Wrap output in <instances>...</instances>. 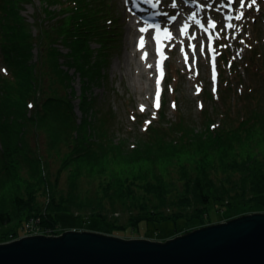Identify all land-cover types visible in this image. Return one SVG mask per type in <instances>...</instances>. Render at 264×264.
<instances>
[{
    "label": "rangeland",
    "instance_id": "obj_1",
    "mask_svg": "<svg viewBox=\"0 0 264 264\" xmlns=\"http://www.w3.org/2000/svg\"><path fill=\"white\" fill-rule=\"evenodd\" d=\"M31 1L2 0L5 6L0 10V38L1 28L5 27L8 33L3 36L8 40L28 33L42 38L39 45L30 46L29 55H20L13 63L21 66L30 64L29 70L33 71L34 66H39L38 57L43 59L39 66L40 74H36L41 90L35 94L39 100L38 108L31 111L34 117L21 118L24 109L20 101L29 74L19 71L15 77L20 82L19 86L10 85L15 78H12L11 67L3 59L0 45V74L9 77L5 84L8 94H0V208L9 207L15 194L29 190L37 193L36 197L43 205L47 196L42 188L44 177L56 194L67 193L74 187L81 198L90 199L102 183L112 176L121 175L119 173L151 172L154 169L155 174L170 181L174 176L177 179L181 168L193 170L198 158L207 161L210 167L208 160L222 152V148L229 149L240 158L264 152V140L257 129L247 128L251 119L246 118L243 122L238 113L264 105L263 85L250 80L243 68L250 45L255 44L258 38L264 41V0H158L157 11L163 16L160 20H152L134 10L128 0H85L96 4L90 9L91 14L103 13L100 23L80 14L77 8L75 11L79 12L67 13L69 8L57 3L64 2V5L68 0H46L50 6L44 3L45 0ZM71 16L75 19L81 17L77 24L81 22L87 28L85 38L81 40L83 44L69 29L73 27L69 21ZM130 19L145 22L153 35L151 38L144 30L138 29L132 35V46L137 51L135 57L140 59L146 71L144 78L137 75L135 68L129 71L123 62ZM178 19L179 25H175L172 21ZM20 20L24 24L21 25ZM209 20L214 27L209 25ZM186 21H193L192 25L180 24ZM37 22H40L38 26ZM153 23L161 25L156 28ZM53 24L61 26V29L49 31V25ZM158 40L165 55L164 69L161 67L160 70L155 49ZM100 43L107 46L106 49ZM87 65L88 70L85 71L83 68ZM148 65L153 68L151 72H147ZM13 67L18 70L15 65ZM81 71L84 79H81ZM159 71L163 82L159 90V106L156 107L159 88L155 80ZM251 87L252 95L249 96L254 100L241 99L238 93H245ZM48 95L57 99H48ZM74 96H83V112ZM48 101H52L51 105L41 113L40 106ZM68 106L73 107L75 120L66 115ZM228 106L234 113H230ZM261 108L264 111L263 106ZM104 114H108L111 120L103 121ZM178 115L184 125L153 134L154 126L162 123V127H166ZM255 116V119L263 121V113ZM207 124L210 128L205 126ZM179 127L185 130L187 137L184 139L191 138L193 130H197L200 137L212 128L225 135L227 133L222 138L225 146L221 147L220 143L210 139L209 145L204 141L201 147L195 149L192 146L184 154L167 155L168 165L151 159L128 161L136 158L139 151L144 153L156 145L151 143V138L173 143L175 138L172 137L177 135ZM74 130H77L76 136ZM190 143L192 145V140ZM13 147L15 150L10 151ZM203 147H208L206 152ZM101 155L105 160L104 157L98 158ZM165 166L168 170L161 169ZM213 173V182L223 176L218 169ZM231 174L234 176L236 172ZM72 195L77 196L76 193ZM237 203L243 204L234 201L229 204V210L217 208L211 221L221 223L243 215V210L236 207ZM255 206L249 213L258 209ZM77 212L87 213L88 210ZM57 221L59 225L55 230L58 234L74 227L123 239L144 238L160 242L191 231L183 219L176 224L172 220H141L137 230L128 227L119 230L118 226L126 219L116 214L106 217L107 223H104L96 218L88 220L75 217L69 211H60Z\"/></svg>",
    "mask_w": 264,
    "mask_h": 264
},
{
    "label": "trees",
    "instance_id": "obj_2",
    "mask_svg": "<svg viewBox=\"0 0 264 264\" xmlns=\"http://www.w3.org/2000/svg\"><path fill=\"white\" fill-rule=\"evenodd\" d=\"M18 1L22 3H32L31 0ZM44 3L50 6L48 1L45 0ZM57 3L60 4L61 7H68L69 9L66 11L67 13H77L80 11V14L87 15L90 19H95L98 23L102 21V12L90 13V9L96 7L95 3L89 1L86 2L85 0H68L64 5V2ZM4 6V2L0 0V10ZM75 8L80 10L75 11ZM64 17L66 18V16ZM96 17H98L100 21L96 20ZM2 18L4 19V17ZM80 19L81 17L75 19L71 16L69 21H72L73 27H69V29L73 30L75 37L81 44H83L81 40L85 38L87 28L82 25L81 22L77 24ZM20 21L21 25L24 24L22 20ZM57 21L58 20H56V23ZM34 23L36 22L34 21ZM38 23L40 22H37V26ZM48 28L49 31L57 32L56 30L61 29V26H54L53 24V26L49 25ZM6 32L8 33L6 27L5 29L1 28L0 45L3 50L2 56L4 61L11 67L12 78H15L16 73H19V71L29 74L26 79V89L22 94V100L20 101L24 109L20 117L22 118L25 116L26 118H32L34 117V113L32 115L31 111H35L38 108L39 102L35 94L36 92H41L40 80L36 74H40L39 66L43 62L42 56L38 57L37 63L39 66H34L33 71L31 69L29 70L30 64L21 66L17 63H13V61L20 57V55H22V57L25 54L29 55L30 46L32 44L39 45L42 38L38 34L37 36H32L28 33L23 34L22 37L18 36L8 40L6 36H3ZM42 37L44 36L42 35ZM100 45L103 49H106L107 47L102 43H100ZM19 49L25 51L24 54H21L22 51H19ZM85 52L86 50H83V53ZM80 60L81 59H78V61ZM13 65H15L18 70H16ZM88 66L89 65L83 69L87 71ZM243 68L247 72L250 80L261 83L264 88V41L262 38H258L256 43L251 44L248 48L245 55V66ZM80 74L81 79H84L83 71H81ZM8 78L9 77H6V75L4 76L2 73L0 74V94L4 96L8 94L7 87L5 86ZM13 83L16 86H19L20 84L16 78L14 82L10 83V85H13ZM247 90L248 91L245 93L240 91L238 95L241 96V99L253 101L254 99H250L249 96L252 95L253 88L251 87L250 90ZM242 94L244 95L242 96ZM71 97H73L72 94ZM47 98L51 100L57 99L56 96L53 95H48ZM76 98L79 100V109L83 112V96H74V99ZM51 103L52 101H48L40 106L41 113H45ZM261 106L264 108L263 104ZM261 106L258 105L254 108H247L248 111H245V113H238L241 115L243 122L246 118L251 119L249 121L251 123L248 124L247 128L253 130L257 129V133L264 140V111H262ZM228 108H230V113H234L231 106H228ZM67 109L68 113L66 115L73 117L75 120L73 107L70 108V106H68ZM260 112L263 113L262 122H260V118L255 119V115ZM102 117L103 121L111 120L108 114H104ZM176 117V120L174 122H169L165 125L166 127H162V123L154 126L155 129H153V134L160 133L167 128L174 127L175 125H184V121L180 116L178 115ZM10 118H12V116H10ZM36 120L37 118H35V121ZM262 123L263 125L259 127ZM210 124L205 126L210 128ZM243 124L245 125L247 123ZM213 129L214 128L205 132L201 137L196 134L197 130H193L192 137L184 139L187 137L185 130L179 127L177 135L172 137L175 138L173 143L170 144L161 139L151 138V143L157 144L153 145L152 148H148V152H146L147 150L144 153L139 151L136 158L129 159L128 161L139 160L138 158L144 159L145 161L151 159L153 161L161 162L160 164L168 165L169 160L167 155L184 154L187 150H190L192 146H194L195 149L201 147V145L205 143L204 141L209 145L211 144L209 143L210 139H213L214 143H220L221 147H224L225 145L222 138L225 137L227 133L225 135L223 132H218ZM73 134L76 136L77 130H74ZM72 138H74V136ZM191 140L193 142L192 145H190ZM207 148L208 147H203V150L206 152ZM14 150V147L10 149V151ZM0 153H2L1 148ZM103 157L104 156L101 155L98 158ZM120 157L125 160L122 155ZM38 158L40 159L39 156ZM108 160L111 162L110 157ZM197 160H199L198 164L195 163L193 170L180 167L181 169L178 170L177 179H175L176 176H174L172 178L175 180H172L171 178L170 181H167L159 174H155L156 172L154 169L151 172L136 170L134 172L128 171L127 173H119L121 175L112 176L106 180L105 183H102L99 190H97L94 196L90 199L81 198L74 187H72L67 193L58 192L56 194L51 191V185H49L46 177H44L42 188L47 196L44 198L45 202L43 205H40V202L36 197L37 193L29 190L24 193L15 194L12 197V203L9 207L0 208V242L7 240L8 234L17 236L20 233L22 225L30 218L38 220L39 224L43 227L55 229V227L59 225L57 221V213L60 211H69L75 217H81L84 219L88 218V220H90L91 217L96 218L104 223H107L105 222L106 217H112L115 214L120 215L125 217L126 222L121 223L118 226L119 230L127 229V227L137 230L136 228L141 220H172L176 224L179 219H183L188 228L194 230L206 225L214 224V222L211 221V218L215 215L217 208L222 209V211L229 210V204H233L234 201L243 202V204H236L237 208L243 210V214H249L250 209L254 207V205H256L255 207L258 209L251 213H264V152L254 154L250 157L242 156L240 158L239 155L231 153L229 149L222 148V152H219L216 156L208 160L210 167L207 166V161H202L200 158ZM20 161H23V159ZM117 162H122V164L125 163V161L120 160H117ZM100 163L102 162L100 161ZM161 169L167 168L165 166ZM215 169L220 170L223 173V176L221 178H216L217 181L214 179L216 182H213L212 174H214L213 172ZM232 171L236 172L234 176L231 174ZM42 172L44 174V171ZM180 182L182 183L180 184ZM1 188L0 183V189ZM75 193L78 197H73L72 194ZM245 199L247 200L245 201ZM80 209H87L88 212H77Z\"/></svg>",
    "mask_w": 264,
    "mask_h": 264
},
{
    "label": "water",
    "instance_id": "obj_3",
    "mask_svg": "<svg viewBox=\"0 0 264 264\" xmlns=\"http://www.w3.org/2000/svg\"><path fill=\"white\" fill-rule=\"evenodd\" d=\"M0 264H264V213L243 214L164 242L87 230L0 243Z\"/></svg>",
    "mask_w": 264,
    "mask_h": 264
},
{
    "label": "bare ground",
    "instance_id": "obj_4",
    "mask_svg": "<svg viewBox=\"0 0 264 264\" xmlns=\"http://www.w3.org/2000/svg\"><path fill=\"white\" fill-rule=\"evenodd\" d=\"M158 2H159L158 0H154V1L153 0H128V4L131 5V8H133L136 11L141 12L142 14L147 16V18H151L152 20H156V19L160 20L161 18H163L162 14L158 13V11H157L158 10L157 9L158 8V5H157ZM187 20H190V19H187ZM172 22L175 25H179L180 20L179 19L173 20ZM192 22H190V23L187 22L188 24L185 22H182L180 24L184 25V26L188 25V27H189L190 25H192ZM161 23H163V22H161ZM155 25L153 23L152 26H155L156 28H158L161 24L158 23ZM149 28L150 27L145 22H142V21L133 22L132 19H130L128 24H127L128 34H127L126 39H125L126 52H125L124 57H123L124 66H126L127 69L131 72L135 68L137 71V75L141 78L145 77L146 71H145V69H143L141 62H140V59L135 57V55L137 54V51L132 46V37H133L132 35L136 29H138V30L144 29V31L147 34L151 35V33H149L150 32ZM151 38H153V35H151ZM156 43H161V42H160V40H158ZM164 62H165V59L162 63L163 69H164ZM152 70H153L152 66L148 65L147 72H151ZM159 73H161V72L159 71Z\"/></svg>",
    "mask_w": 264,
    "mask_h": 264
},
{
    "label": "built area",
    "instance_id": "obj_5",
    "mask_svg": "<svg viewBox=\"0 0 264 264\" xmlns=\"http://www.w3.org/2000/svg\"><path fill=\"white\" fill-rule=\"evenodd\" d=\"M70 229L80 230V231L83 230L81 228H74V227ZM34 234L54 235V236L58 235V233L54 228L42 227L39 224L38 220L30 218L27 221H25V223L22 225V227L20 228V233L17 236L13 234H9L7 237L8 239L0 243L10 242L12 240L19 239L23 236L34 235Z\"/></svg>",
    "mask_w": 264,
    "mask_h": 264
},
{
    "label": "snow or ice",
    "instance_id": "obj_6",
    "mask_svg": "<svg viewBox=\"0 0 264 264\" xmlns=\"http://www.w3.org/2000/svg\"><path fill=\"white\" fill-rule=\"evenodd\" d=\"M240 17H237V19H239ZM209 25L214 27L215 25L213 24V22L211 20L208 21ZM228 27H232V25H228ZM144 29H142L141 31H143ZM143 40V37H141V41ZM157 85H159V80H157ZM158 100H159V89H157V104L155 105L156 107H158ZM143 110V108H142Z\"/></svg>",
    "mask_w": 264,
    "mask_h": 264
}]
</instances>
